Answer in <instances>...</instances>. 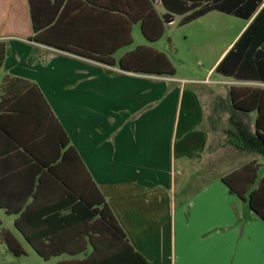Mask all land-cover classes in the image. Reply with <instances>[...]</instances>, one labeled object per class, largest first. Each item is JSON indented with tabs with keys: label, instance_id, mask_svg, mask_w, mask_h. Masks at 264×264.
Listing matches in <instances>:
<instances>
[{
	"label": "crops",
	"instance_id": "obj_1",
	"mask_svg": "<svg viewBox=\"0 0 264 264\" xmlns=\"http://www.w3.org/2000/svg\"><path fill=\"white\" fill-rule=\"evenodd\" d=\"M148 1L163 33L165 25H184L213 11L239 18L242 24L230 33L205 36L201 50L207 63L202 78L178 73L172 64V75H154L121 70L117 65L122 54L138 45L160 51L148 45L158 39L146 41L138 21L130 24L128 32L123 29L125 15L112 10L122 7V0H62L55 23L51 19L53 0H31L33 28L28 0H0V41L8 49L0 63V81L4 76L16 77L32 86V101L23 103L18 127L25 134H38L47 128L46 146L52 151L59 140L67 141L124 233L129 247L124 252L129 258L134 252L149 264H264V221L221 179L253 161L256 177L248 190L254 188L264 176V157L256 153L260 158H244L248 151L230 145L241 151V157L220 154L218 160V141L222 146L227 143L225 133L231 129L230 109L226 90L210 98L222 82L227 87L264 88L262 80L236 79L214 71L264 0L247 18L211 9L184 23L180 20L201 4L222 0H199L198 6L184 13L167 11L160 0ZM223 1L234 7L250 3ZM189 3L178 1L176 10ZM135 25L142 44L132 45ZM39 26L45 27L36 31ZM33 35L94 52L113 50V64L33 41ZM127 37L129 43L121 45ZM32 49L34 62L28 63L25 59ZM248 50L252 56L257 53V61L264 60V32L257 33L256 46L248 44ZM213 73L220 78L210 79ZM207 83L217 87L213 89ZM0 213L11 217L14 232L30 248L13 226L15 215L1 207ZM3 231L22 249L13 233L0 227L2 257L24 256L23 249L18 256L6 249L1 239ZM89 251L87 245L83 253L52 256L55 259L51 264L79 260Z\"/></svg>",
	"mask_w": 264,
	"mask_h": 264
},
{
	"label": "trees",
	"instance_id": "obj_2",
	"mask_svg": "<svg viewBox=\"0 0 264 264\" xmlns=\"http://www.w3.org/2000/svg\"><path fill=\"white\" fill-rule=\"evenodd\" d=\"M61 1L53 0L52 3L51 19L54 23L59 16ZM160 1L169 12L184 13L198 6L199 0H189V5L179 7L178 11V1L185 0ZM260 1L250 0V3L237 7L229 6L223 0L211 4L205 2L182 18L180 23L211 9L247 18ZM28 3L33 28L31 0ZM134 3L135 8L132 7L133 0H122V7L112 9L125 15L123 29L128 32L130 24L138 21L140 33L146 41L159 39L163 26L149 1L134 0ZM46 23L48 25L50 22ZM43 27L39 26L36 31ZM258 32H264V5L217 63L214 71L236 79L264 81V60L257 61V53L254 52L252 56L248 50V44H252V48L256 46ZM30 39L107 65L113 64L110 56L113 50L94 52L75 44L49 42L39 35L30 36ZM129 41L127 37L121 45ZM7 51L6 44L0 41V63ZM32 52L33 49L25 59L28 63L34 62ZM117 65L125 71L154 75L174 73L164 53L144 45L122 54ZM30 88L32 86L26 81L16 77L4 76L0 81V207L7 214L15 215L14 228L43 260L60 254L72 256L83 253L89 245L90 251L83 258L61 260L54 264H149L139 254L132 252L130 258L125 254L124 249L128 246L124 233L87 178L74 150L67 146V141L59 140L54 152L46 146L47 128L38 134H25L18 127L24 113L21 108L23 103L32 101ZM226 99L231 125V129L225 133L226 142L236 149L264 157V88L230 85L226 88ZM30 105L36 109L35 105ZM250 112L254 114L250 115ZM255 171L256 165L249 161L221 179L264 221V176L259 178L254 188L248 190L254 183ZM49 191L51 195L46 196ZM1 239L12 255L23 253L8 232L3 231Z\"/></svg>",
	"mask_w": 264,
	"mask_h": 264
},
{
	"label": "rangeland",
	"instance_id": "obj_3",
	"mask_svg": "<svg viewBox=\"0 0 264 264\" xmlns=\"http://www.w3.org/2000/svg\"><path fill=\"white\" fill-rule=\"evenodd\" d=\"M161 11V8L158 9ZM177 19V16H174V21ZM242 24V20L234 16L225 15L219 12H211L205 16H201L189 23L184 25L177 26L175 23L168 24L164 26L163 35L154 43L148 44L149 46L163 51L171 64L176 68L178 73H190L189 75H194L202 78L205 75V67L207 63V58L203 55L201 48L203 49L202 43L205 36L212 33H230L236 30V28ZM168 38V41L167 39ZM140 43L143 41L138 33V27L135 25L134 34L132 35V45ZM117 54H115L116 56ZM212 78H220L219 75L213 73L210 76ZM206 86H209L213 89L217 87L215 83H207ZM223 87V88H222ZM227 83H219L215 91L211 92L210 98L213 94L221 95L226 90ZM222 102L225 104V98L222 99ZM209 113V107L206 105V114ZM222 119H219L222 122ZM218 136H221L218 133ZM217 152L219 154L218 160L221 158L220 154H225L226 156L233 155V157L240 158L241 151L235 150L230 145L224 142L223 146L218 141ZM244 158L258 157L256 153L246 152L243 155ZM263 169H260L261 173ZM0 227L8 229L12 232L15 237L20 242L22 249L25 251V255L19 258H12L9 255L5 256V253L0 245V263L5 261L7 264H51L55 258H50L48 261H43L39 259L30 248L19 239V237L14 232L11 225V217L4 216L0 213ZM3 260H2V259Z\"/></svg>",
	"mask_w": 264,
	"mask_h": 264
}]
</instances>
